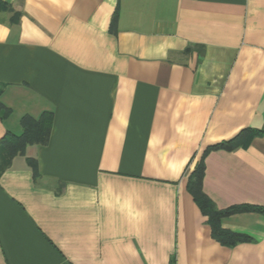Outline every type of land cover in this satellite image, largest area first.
Wrapping results in <instances>:
<instances>
[{"label":"crops","instance_id":"obj_1","mask_svg":"<svg viewBox=\"0 0 264 264\" xmlns=\"http://www.w3.org/2000/svg\"><path fill=\"white\" fill-rule=\"evenodd\" d=\"M0 264H264V0H0Z\"/></svg>","mask_w":264,"mask_h":264},{"label":"trees","instance_id":"obj_2","mask_svg":"<svg viewBox=\"0 0 264 264\" xmlns=\"http://www.w3.org/2000/svg\"><path fill=\"white\" fill-rule=\"evenodd\" d=\"M26 132L25 135L22 136L19 143L22 147L27 145L28 143H33L35 141L45 143L49 139V130L52 122L51 116H45V118L41 122H37L33 119L25 118L23 121ZM260 134H263V132H260ZM35 173H37V164L34 163ZM197 184L193 182L191 189L194 191L197 197V200L201 204L204 210L209 212V215L212 219V225H213V231L215 236L222 238L223 236H226L228 233L224 231L220 225V219L227 214L228 212L234 211L235 207L229 210H215L212 206H209L206 204L204 195L201 194V192H196ZM237 209V208H236Z\"/></svg>","mask_w":264,"mask_h":264}]
</instances>
